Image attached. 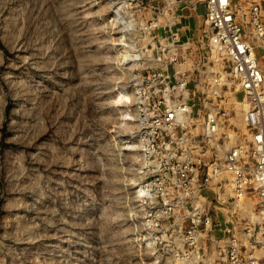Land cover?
<instances>
[{
    "label": "rangeland",
    "instance_id": "1",
    "mask_svg": "<svg viewBox=\"0 0 264 264\" xmlns=\"http://www.w3.org/2000/svg\"><path fill=\"white\" fill-rule=\"evenodd\" d=\"M251 1L235 4L247 13ZM117 4L0 0V264H152L137 123L120 93L138 20Z\"/></svg>",
    "mask_w": 264,
    "mask_h": 264
},
{
    "label": "built area",
    "instance_id": "2",
    "mask_svg": "<svg viewBox=\"0 0 264 264\" xmlns=\"http://www.w3.org/2000/svg\"><path fill=\"white\" fill-rule=\"evenodd\" d=\"M117 2L138 20L121 52L135 63L140 246L152 264H264V0L247 13L235 0ZM187 4L205 10L197 36Z\"/></svg>",
    "mask_w": 264,
    "mask_h": 264
},
{
    "label": "crops",
    "instance_id": "3",
    "mask_svg": "<svg viewBox=\"0 0 264 264\" xmlns=\"http://www.w3.org/2000/svg\"><path fill=\"white\" fill-rule=\"evenodd\" d=\"M204 17H205V10L203 7L199 8L198 14L196 16V18H194L195 20L193 21H188L187 23H189V27L190 31H188V33H186L185 35L190 36H197L198 32L197 29H199L200 27H203V21H204Z\"/></svg>",
    "mask_w": 264,
    "mask_h": 264
},
{
    "label": "bare ground",
    "instance_id": "4",
    "mask_svg": "<svg viewBox=\"0 0 264 264\" xmlns=\"http://www.w3.org/2000/svg\"><path fill=\"white\" fill-rule=\"evenodd\" d=\"M132 53L135 54V52H133V51H132ZM120 93H121L122 98H126L128 96V99H130L129 92L127 89H123Z\"/></svg>",
    "mask_w": 264,
    "mask_h": 264
}]
</instances>
